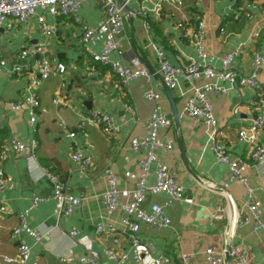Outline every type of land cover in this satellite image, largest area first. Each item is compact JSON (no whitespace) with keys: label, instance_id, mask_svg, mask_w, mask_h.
Listing matches in <instances>:
<instances>
[{"label":"crops","instance_id":"crops-1","mask_svg":"<svg viewBox=\"0 0 264 264\" xmlns=\"http://www.w3.org/2000/svg\"><path fill=\"white\" fill-rule=\"evenodd\" d=\"M261 5L262 0H182V5L176 9L161 0L130 1V9L143 10L144 15L125 19L124 29L117 37L118 45L124 51L125 63L139 56L151 77L149 81L131 82L128 89L120 85L108 67L92 61L81 48L82 26L95 27L102 17L96 1L89 0L80 7L77 22L75 17L56 18L44 14L47 23L57 27V34L48 39L40 34L36 16L27 24H16L10 19L3 22L0 25V60L6 65L0 71V147L10 139L21 142L35 139L37 149L33 161L10 154L0 164V178L6 182L0 189V202L8 208L7 213H0V256H16L21 241L30 247V261L38 264H67L60 261L62 255H93L99 264H114L104 253L105 248L111 247L131 255L124 236H119L118 245H113L112 235H98L94 227L100 221L118 225L122 216L119 211L107 214L102 205V195L108 189L106 169L116 174L118 189L134 188L139 174L138 162L143 156L131 151L129 141L146 132L145 122L154 103L145 100L142 94L149 88L159 93L158 104L169 120L168 126L159 129L158 134L162 141L170 142L172 148L160 150L159 156L183 186L184 194L181 202L166 208L170 228L157 230L141 225L139 238L150 243L155 251L151 254L142 250L141 263L155 264L156 254H164L171 258V264H183L179 256L188 253L193 264H205V248L223 247L230 221L227 204L219 192L202 181L221 185L228 176V168L214 157L206 127L187 114L186 99L191 95L192 86L210 84L224 91L223 94L209 93L214 116L219 121L220 138L226 143L230 158L247 162V175L258 193L264 187V164L253 162L250 153L256 146H264V131L255 133L249 141H239L237 134L257 115L264 113V67L259 74L258 91L234 89L228 82L202 78L193 85L180 80L174 89H169L168 97L158 74L156 49L161 48L173 66L179 65L178 59L183 63L195 60L194 47L175 24L186 20L194 28L201 19L204 22L203 42L212 57L210 64L219 68L224 55L239 49L234 66L243 75H249L253 54L264 51ZM37 14L42 12L37 11ZM8 23L12 24L11 28ZM256 32H259L258 37L254 36ZM36 43L45 44L51 63H62L66 72L50 76L37 89L40 108L36 111L35 124L31 125L28 111H12L10 104L23 99L27 81L35 73L36 57L19 59L18 53L22 45ZM101 47L102 39L92 51L99 53ZM16 65L24 68L21 74L11 72ZM126 103L134 107L133 113L125 109ZM93 111L109 114L119 131L107 134L99 127H88V135L84 137L80 133L82 118ZM61 120L75 133L74 138L67 137L60 128ZM75 149L93 159L86 175L70 160ZM43 169L55 174L73 195H84V200L66 217L59 213V205L54 200L40 203L30 211L28 226L43 233L41 242L36 243L24 233L13 237L12 232L19 225L18 213L30 206L33 197H45L52 192V185L42 174ZM227 191L240 217L245 216L243 187L230 182ZM166 198L164 194L147 195L144 206L163 205ZM259 216L264 221V203L259 207ZM72 229L78 231L74 237L69 234ZM232 240L242 248L246 264H264V231L255 229L254 223L237 226ZM125 264L136 263L129 257Z\"/></svg>","mask_w":264,"mask_h":264},{"label":"built area","instance_id":"built-area-1","mask_svg":"<svg viewBox=\"0 0 264 264\" xmlns=\"http://www.w3.org/2000/svg\"><path fill=\"white\" fill-rule=\"evenodd\" d=\"M89 0H0V25L10 19L16 24H27L31 18L36 16L40 34L48 39L57 34V27L47 23L44 14L52 17H75L80 7ZM98 4L102 17L95 27L82 26L81 48L91 56L92 61L108 67L115 75L120 85L128 89L131 82L143 79L150 80L151 74L142 64L139 56H133L129 63L123 60L124 51L119 47L117 37L124 29L126 18H135L144 15L143 10L130 9L127 12L118 6L116 0H94ZM146 2L148 0H124L128 6L129 2ZM170 6L179 9L182 0H161ZM261 9L264 12V0ZM37 11L42 14L38 15ZM11 28L12 24H7ZM182 36L189 39L195 49L196 59L183 63L179 60L178 66H173L167 60L161 48L156 49V59L158 61V74L162 83L168 89H174L177 83L183 82L193 85L199 79H214L228 82L234 89L248 88L254 91L260 89L259 74L264 67V51H256L251 59V72L243 75L234 66V59L239 55V49L227 53L221 59V66L214 68L210 63L212 57L209 55L204 42L203 30L204 22L199 19L194 28L188 25L186 20L178 21L175 24ZM264 31V26L262 27ZM259 36V32L254 34ZM102 39V47L99 53L92 51V48ZM116 56V60L111 58ZM36 57L35 73L30 76L25 87L23 99L10 104L11 110L15 112L27 110L29 113L28 122L34 125L36 122V111L40 108L36 91L50 76L54 74H64L66 67L62 63L52 64L48 58L47 48L43 43L22 45L19 59ZM6 62L0 60V71L5 67ZM24 68L13 66V74H21ZM217 91L224 93L222 89L214 88L207 84L203 87H193L191 95L186 99L185 109L187 114L194 119L201 121L206 127V133L210 139V148L216 160L227 166L228 176L221 185L203 182L208 188L219 192L226 201L227 213L230 221L226 234V244L220 249L207 247L203 251L205 264H246L247 259L242 248L233 243L237 226L254 223V228L264 231V221L259 216V207L264 203V187L260 192L252 186L251 180L247 175V162L242 159H232L229 156L226 143L220 138L219 121L214 116L209 93ZM143 98L153 102L154 107L145 122V134L131 138L129 141L130 149L133 153L141 154L143 157L138 162L139 174L132 190L117 188V177L109 169L105 170V177L108 181V189L102 195V205L107 214L113 215L117 211L122 213L118 225L108 222H98L95 224V232L100 234H110L113 236L111 242L118 245L119 236H124L131 249V255L117 252L114 248H105L104 253L114 261V264H125L130 257L136 264L141 263L142 250L155 254L154 247L147 242H143L138 234L141 225H147L157 230H164L171 227V220L166 213V208L183 200L184 188L177 181L170 168L160 159L159 151H169L172 146L170 142L162 141L159 138V129L165 128L169 124L168 118L163 114L159 106L160 95L152 88L146 89ZM125 109L131 113L134 107L126 103ZM60 128L69 138H74L75 133L69 131L63 120L59 122ZM88 127H99L104 133L114 134L119 131V126L113 118L104 112L93 111L82 118L80 133L87 137ZM259 131H264V113H260L251 123L239 130L237 137L239 141H249L253 135ZM37 141L31 139L28 142H21L10 139L0 147V164L10 155L24 157L27 161H33L36 156ZM250 159L259 164H264V146H256L250 153ZM71 162L77 167L81 174H87L93 163L91 156H86L81 150L75 149L70 154ZM42 174L52 185V192L45 197L34 196L30 206L18 213L19 225L16 227L12 236L16 237L21 233L31 237L36 243L41 242L43 233L39 229L30 228L27 217L30 211L34 210L40 203L54 200L59 205V213L66 217L72 214L76 207L81 205L84 195L75 196L68 191L63 182L50 171L43 169ZM153 177L151 181L150 178ZM230 182L241 185L245 191L246 199L244 207L246 215L240 217L233 197L228 193ZM5 180L0 178V189L5 187ZM166 195L165 203H151L145 208L144 203L147 195ZM126 199V202H121ZM8 208L0 202V213H7ZM71 237L78 234L72 229L69 233ZM180 260L183 264H193L192 257L188 253H181ZM62 263L67 264H99L93 255L71 256L62 255L59 257ZM171 258L164 254H156L155 264H171ZM0 264H38L37 261H30V247L26 242L21 241L16 248V256H0Z\"/></svg>","mask_w":264,"mask_h":264},{"label":"water","instance_id":"water-1","mask_svg":"<svg viewBox=\"0 0 264 264\" xmlns=\"http://www.w3.org/2000/svg\"><path fill=\"white\" fill-rule=\"evenodd\" d=\"M116 2L118 4V6L122 7V10L124 12H127L130 10V7L125 4L124 0H116ZM164 91H165L166 95L169 97V89L164 86ZM172 111H173V115L175 116V120H177L176 110H175L174 106L172 107Z\"/></svg>","mask_w":264,"mask_h":264}]
</instances>
